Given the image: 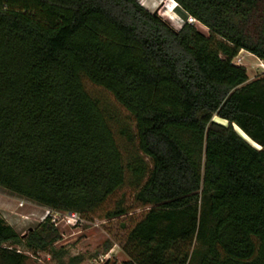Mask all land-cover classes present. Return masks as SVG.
Listing matches in <instances>:
<instances>
[{"label": "trees", "instance_id": "16d2710c", "mask_svg": "<svg viewBox=\"0 0 264 264\" xmlns=\"http://www.w3.org/2000/svg\"><path fill=\"white\" fill-rule=\"evenodd\" d=\"M171 1L207 35L136 0H0V187L80 217L132 189L123 264H264V77L232 63L264 61V0ZM59 240L0 217V264Z\"/></svg>", "mask_w": 264, "mask_h": 264}, {"label": "rangeland", "instance_id": "374dc122", "mask_svg": "<svg viewBox=\"0 0 264 264\" xmlns=\"http://www.w3.org/2000/svg\"><path fill=\"white\" fill-rule=\"evenodd\" d=\"M137 1L175 29H179V26L186 22V14L178 6L174 7L171 0ZM196 27L200 33L207 35L208 32L203 26ZM239 57L242 59L241 67L246 70L249 82L264 77V74L259 72V62L255 57L247 52L241 53ZM85 88L92 96L110 104L125 119L126 113L114 103L107 92L88 82L85 83ZM214 121L225 124L216 118ZM122 200L126 207L131 208L130 212L122 218L107 220L106 214ZM147 210L148 208L136 206L133 203L132 189L125 188L110 197L95 212L83 217L72 214L73 216L66 220L68 213L51 211L0 187V217L20 236L35 228L47 215L56 219L54 225L60 234V240L53 249L62 255L56 258L48 253H27L28 260L25 264H123L127 261L121 250L125 237Z\"/></svg>", "mask_w": 264, "mask_h": 264}, {"label": "built area", "instance_id": "2783aa9c", "mask_svg": "<svg viewBox=\"0 0 264 264\" xmlns=\"http://www.w3.org/2000/svg\"><path fill=\"white\" fill-rule=\"evenodd\" d=\"M186 22L188 23V24H191V25H195V26H197L199 23H197L196 22V20L195 19H193L192 17H190V16H187V18H186ZM200 25V24H199ZM179 27H181V25L179 26ZM243 51H241L233 60H232V63L234 64V65H237V66H241V63H242V59H241V57H239L240 56V54L242 53ZM256 60H258V59H256ZM258 62H259V65H258V68H259V72L261 73V74H264V61H261V60H258ZM69 215H67L66 217H65V219L66 220H69L73 215L72 214H70V213H68ZM48 216V215H47ZM45 218V217H44ZM43 218V219H44ZM50 218H51V222L52 223H54L55 224V222H56V219L55 218H53V217H51L50 216Z\"/></svg>", "mask_w": 264, "mask_h": 264}, {"label": "bare ground", "instance_id": "6f19581e", "mask_svg": "<svg viewBox=\"0 0 264 264\" xmlns=\"http://www.w3.org/2000/svg\"><path fill=\"white\" fill-rule=\"evenodd\" d=\"M199 25V24H198ZM201 26V25H200ZM238 132L240 133V135L242 136V137H244L245 139H247L239 130H238Z\"/></svg>", "mask_w": 264, "mask_h": 264}, {"label": "clouds", "instance_id": "9594fccd", "mask_svg": "<svg viewBox=\"0 0 264 264\" xmlns=\"http://www.w3.org/2000/svg\"><path fill=\"white\" fill-rule=\"evenodd\" d=\"M137 1V0H136ZM173 2V1H172ZM173 4H174V7H177V5L173 2ZM174 7H173V9H174Z\"/></svg>", "mask_w": 264, "mask_h": 264}, {"label": "crops", "instance_id": "0c3cea01", "mask_svg": "<svg viewBox=\"0 0 264 264\" xmlns=\"http://www.w3.org/2000/svg\"><path fill=\"white\" fill-rule=\"evenodd\" d=\"M243 53V52H242Z\"/></svg>", "mask_w": 264, "mask_h": 264}]
</instances>
